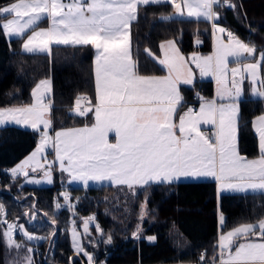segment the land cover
I'll use <instances>...</instances> for the list:
<instances>
[{
	"label": "snow or ice",
	"instance_id": "1",
	"mask_svg": "<svg viewBox=\"0 0 264 264\" xmlns=\"http://www.w3.org/2000/svg\"><path fill=\"white\" fill-rule=\"evenodd\" d=\"M165 3L181 22H209L212 28L213 51L200 56L193 53L185 58L176 40L162 42L163 58L149 49L145 53L157 60L167 74L142 75L132 55L131 25L138 19L142 6ZM218 7L235 10L233 0H13L0 6V35L6 39L24 38L23 52L51 53L52 45L91 46L95 50V103L81 107L87 97H77L74 114L86 117L94 113V122L83 127L64 128L49 134L52 126L51 81H39L31 91L32 102L22 106L0 107V126H23L39 133L34 151L6 172L13 181L23 177L28 184L52 183L54 165L72 181H110L129 189L149 182L172 183L181 178H213L217 196L221 193L264 194V113L252 121L259 142V155L249 159L238 149V119L244 102H264V48L257 49L241 40L232 31L219 26ZM47 19V28L38 23ZM30 33V34H28ZM196 43H201L198 39ZM258 53V54H257ZM191 60L201 77L211 76L216 83L217 99L200 98L199 110L187 108L174 117L183 106L179 84L193 83ZM235 65V66H231ZM250 86L251 99L244 96V85ZM218 100L220 101L218 103ZM201 125H212L211 135ZM42 126V127H41ZM113 133L115 142L110 141ZM52 147L55 159L45 155ZM42 173L43 180L32 174ZM66 206L74 205L63 193ZM65 205L56 204V208ZM31 219L35 220V204ZM219 212V208H218ZM29 215V213H25ZM220 231L211 264H264V218L240 223L223 231L225 217L219 212ZM83 234L72 220V247L76 255L83 254L87 264H95L82 239L90 237L89 224L94 217L82 218ZM53 225L55 220L52 221ZM0 238L6 250H17V257L7 264H35L34 248L20 257L24 242L14 239L19 233L26 242L43 241L44 237L30 234L18 221L8 222L0 204ZM97 232H101L99 225ZM57 229L53 228L55 235ZM133 237L141 238L139 229ZM151 242L155 237H147ZM50 246L54 241L49 240ZM95 244V241H90ZM111 243V235L104 241ZM70 264H75L69 258ZM207 264L205 255H201Z\"/></svg>",
	"mask_w": 264,
	"mask_h": 264
},
{
	"label": "trees",
	"instance_id": "2",
	"mask_svg": "<svg viewBox=\"0 0 264 264\" xmlns=\"http://www.w3.org/2000/svg\"><path fill=\"white\" fill-rule=\"evenodd\" d=\"M12 1L0 0V6ZM233 3L237 5L235 10L221 7L216 9L220 15L219 22L233 28L244 40L253 42L258 50L264 48V0H233ZM172 14L173 9L165 3L141 7L138 19L131 25V50L138 62L139 72L163 71V67L157 60L150 58L145 49L155 55L159 54L160 41L164 38H176L185 53L210 50L209 22L202 19L197 22L195 18L191 22H181L180 17L169 21L161 19L162 16ZM196 38H200L201 43H195ZM21 41L22 38L8 40L0 35V105L30 102L34 84L41 77L51 76L52 105L49 115L52 127L81 124L90 119L89 114L86 117L75 115L73 108L80 95L94 99V49L91 46L52 45L50 54H30L23 52ZM212 90L211 78H196L191 85H181L186 99L197 91L210 96ZM245 98L251 99V96L245 95ZM263 108L264 102L241 104L238 147L245 155L258 153L252 118ZM37 135L31 128L0 126V167L15 164L34 147ZM61 181L56 174L51 184L30 185L21 183L20 177L13 181L7 172L0 175V204L4 206L5 216L24 222L30 230L45 238L42 242H36V254L33 256L35 264H70L69 258L73 251L68 229L70 211L67 207H55V195L63 185ZM138 186L135 192L137 201L147 192V205L155 213V218L144 228L145 233L154 234L155 240L151 242L144 236L136 239L130 234L134 216L128 224L129 230L124 231L101 207H93L98 202L95 197L102 196L114 184H68L70 191L81 195L80 203L75 205L76 210L85 214L95 208L96 218L103 229H111L110 244L104 243L107 240L104 236L98 238L94 246L84 238L83 245L93 250L95 260H103L107 264H156L195 261L202 254L209 260L215 255L214 246L217 244L218 208L225 217L223 229L241 222H255L264 217V194L224 192L217 199L213 178L181 179L170 184L149 182ZM33 204L36 218L26 221L24 214L33 211ZM173 227L184 238L183 242L175 240L171 234ZM2 228L0 226V230ZM53 228L57 229L54 236ZM49 240L54 241L51 246ZM7 256L8 250L0 238V264H7ZM71 258L75 264L85 263L83 254Z\"/></svg>",
	"mask_w": 264,
	"mask_h": 264
},
{
	"label": "rangeland",
	"instance_id": "3",
	"mask_svg": "<svg viewBox=\"0 0 264 264\" xmlns=\"http://www.w3.org/2000/svg\"><path fill=\"white\" fill-rule=\"evenodd\" d=\"M41 22H39V23H41ZM24 39H26V36L24 38H22L21 47H22V44L24 42ZM189 55L190 54H188V57H189ZM231 66H235V65H231ZM190 67L194 70L193 67H195V64L192 63V66L190 65ZM195 70H198V69H196V67H195ZM50 78H51V76L41 77L34 84L33 87H35V85L41 80L48 79V80L51 81ZM205 78H211V76H207ZM33 87H32V89H33ZM180 89H181V86H180ZM201 97L205 98L206 95L201 93ZM31 102H32V96H31V101L28 102V103L11 104V105H0V107L22 106V105L30 104ZM199 103H197V111L199 110V106H200ZM187 104H188L187 106H184L183 111H186L187 108L192 107V103H187ZM74 108H75V106H74ZM74 108H73V110H74ZM261 113H264V108H263V110L260 113H258L255 116V118L257 116H259ZM46 118L51 119L50 115H48V117H46ZM93 122H94V120L92 121V118H91V119H87L84 123H81V124L62 126V127H57V128H53L51 126L49 134L54 137L55 136V132L58 131V130H61V129H64V128H71V127H77V128L78 127H83L85 125H90ZM202 128H201V130H203ZM109 137H110V141L111 142H115V137H114L113 133H110ZM39 139H40V136H39V133H38L37 141H36V144L34 145V147L30 151H28L24 156H22L15 164H13L11 166V168L15 167L21 161L25 160L34 151V149L37 146V143L39 142ZM237 139H238V136H237ZM257 139H258V137H257ZM238 149H239V147H238ZM240 154L242 155L241 152H240ZM45 155H47V160L50 163L52 161H54L55 152H54V149L52 147H48L47 148V151H46ZM258 155H259V142H258V153L255 154V155H246V157L249 158V159H252V158L258 157ZM56 174H58V178L60 180H62L61 183L63 185H62L61 188H59L58 193L55 195V207H56L57 203H59L61 205H65V207H67L64 195H62L63 193H67L68 201L72 205H74V212L70 211V217L68 219V222H69L68 229H69V236H70L71 245H72V236H71L70 229H71V226H72V220H75V222H76L77 231L80 232L81 234H83V226H82L83 220H82V218H87V217H94V221L91 224H89V232L91 233L90 237H84V238H86V242L90 243V241H95V243H96V240L98 238H100L101 236H104L105 239H108V237L110 235V232H111V229L110 228H108V230L103 229V227L100 225L98 219L96 218L95 208H93L91 211H89V212H87L85 214H82L79 211H77L76 208H75V205L80 203L81 195L73 193L72 191H70L67 188V186H68V184H77V185H83V186H88V185H91V184L92 185H98V184H101V183H104V182H110V181H102V182L89 181L87 185H85L82 181H72L70 176L67 173H61V171L59 170L58 162L54 165V170L52 172V183L55 180ZM32 175H34L35 178H37V179L43 180L42 173H37V174H32ZM20 181H21V183L28 184V183L25 182L23 177H20ZM47 184H49V183L42 182L40 184H30V185H47ZM166 184H169V183H166ZM138 187L139 186L137 185V186H134V188L129 189L126 185H114V187L112 189L106 190V192L102 196L95 197V200L96 201L98 200V202L95 205H93V207L94 206L95 207L96 206L101 207L103 209V212H105L111 218V220L114 223H117L116 225H118L121 230L124 229V231L125 230H127V231L129 230L128 229L129 228L128 224H129V222L132 220V218L134 216L135 220L133 221V225H132L133 227L130 229V234L133 235V232H136L139 229L140 237L144 236L146 239H147V237H155L154 234L145 233L144 232V228L147 225V223H150V221H152L155 218V216H154L155 213H153L152 209L149 208V206L147 205V201H146L147 200V192L144 193L143 197L141 199H138V201H137V198L135 197V192L137 191ZM31 212L32 211L25 212V213H29V215H25L24 214L25 218H26V221L31 218ZM6 219H7L8 222L17 221L16 219L12 220V219H8L7 217H6ZM77 220H79V222H77ZM18 223L19 224H23L25 226V229L30 234H32L34 236H37V237H42V235H39L36 232L30 230L26 226V224L24 222H19L18 221ZM241 223H248V222H241ZM251 223H254V222H251ZM238 224H240V223H237V224L232 225V226H230L228 228H225V229H223V231L227 232V231L231 230L233 227L237 226ZM97 225H99V228L101 229V232H97V230H96V226ZM3 227H6V226H3ZM219 231H220V227L218 225V234H219ZM171 234H173V237L175 238V240L177 242H179V241L183 242L184 241V238L181 236V234H179V232H177L175 227H173V229L171 230ZM84 238L82 239V244H83ZM14 239H16L18 242H24V247L20 250V253H19L20 257H23L26 254L28 248H36L37 247L36 242H38V241H33L31 243L26 242V241H24V238L19 233H15L14 234ZM90 244H91V246H94L93 243H90ZM91 246H90V248H93ZM86 250L89 253L93 254V252H92L93 250L92 251L88 250V249H86ZM73 255H76L74 250L72 251L71 257H73ZM16 257H17V250H15V249H12L10 251L8 250L7 262L12 261ZM200 257H201V255H200ZM200 260H201V258L198 259V260L189 261V262H161V264L162 263H184V264L191 263V264H199L198 261H200ZM207 261L208 262H210V261L212 262V258H210ZM102 263H106V262H104L103 260H99V261L95 260V264H102ZM84 264H87V258L86 257H85V263ZM156 264H160V263H156Z\"/></svg>",
	"mask_w": 264,
	"mask_h": 264
},
{
	"label": "crops",
	"instance_id": "4",
	"mask_svg": "<svg viewBox=\"0 0 264 264\" xmlns=\"http://www.w3.org/2000/svg\"><path fill=\"white\" fill-rule=\"evenodd\" d=\"M11 3V2H10ZM7 4H9V3H7ZM7 4H5V5H7ZM219 23V26H221V27H224V28H226L227 29V26L225 25V24H223V23H221V22H218ZM48 27V21H47V19L45 18L41 23H39L38 24V28H47ZM210 30H211V48H210V50H208V51H200V50H195V51H191V52H189V53H185L181 48H180V46H179V44H178V42H177V47L179 48V50H180V53H181V55L182 56H184L186 59L187 58H189V57H191V55L193 54V53H197L198 55H200V56H207V55H210L211 53H212V51H213V36H212V28H211V24H210ZM28 34H30V33H28ZM236 34V36H238L241 40H243V41H245V42H248V41H246V40H244L243 38H241L237 33H235ZM200 42H201V39L200 38H197ZM196 39V40H197ZM167 40H176V38H174V37H168V38H164V39H162L161 41H160V44L162 43V42H164V41H167ZM196 40H195V43H196ZM177 41V40H176ZM95 50H94V54H93V71H94V60H95ZM188 54H190L189 55V57H188ZM258 54V53H257ZM156 57H158V58H163V56H162V53H161V50H160V52H159V54H157V55H155ZM192 61L191 60H188V64L189 65H191L192 66ZM162 66V65H161ZM163 67V66H162ZM194 68V70H193V80H195L196 78H205V77H201V75H200V73H199V70H195V67H193ZM140 74H142V75H157V76H163V75H166L167 74V72H166V70H164L163 69V71H161V72H158V73H142V72H140ZM51 79V78H50ZM211 80H212V85H213V90H212V95H210V96H206L204 99L205 100H212V99H217V97H216V88H217V86H216V83H215V80L211 77ZM94 83H95V74H94ZM181 85H191V84H183V83H181V84H179V93H180V96L183 98V102H182V104H183V106L180 108V110H179V113L176 115V117H174V119L178 122V119H179V114H181L182 113V111H183V108H184V106H187L188 104L187 103H189L188 101H187V99L184 97V95H183V93H182V91H181V89H180V86ZM51 89H52V82H51ZM250 92H251V89H250V86L248 85V83H247V81H245V85H244V96L245 95H250ZM51 93H52V91H51ZM51 93L49 94V99L51 100ZM78 97H86V96H82V95H80V96H78ZM76 101V100H75ZM220 101L218 100V103H219ZM94 103H95V95H94V99H92V100H90L89 98L87 99V100H82L81 101V105L84 107V108H86V107H90L91 105H94ZM199 103V102H198ZM200 103H201V101H200ZM199 103V104H200ZM51 105H52V100H51ZM74 106H75V102H74ZM197 110V109H196ZM89 114V116H90V119L92 118V121L94 120V113L93 112H89L88 113ZM257 115V114H256ZM255 115V116H256ZM255 116L252 118V121L255 119ZM204 128V127H210L211 129H212V131H214V128H213V126L212 125H201V128ZM202 128V129H203ZM258 140V139H257ZM246 156V155H245ZM208 178H210V177H208ZM181 179H192V178H181ZM180 179V180H181ZM199 179H202V178H199ZM216 182V181H215ZM216 195H217V184H216ZM217 199H219L218 198V196H217ZM219 212H220V210H219ZM219 212L217 213V217H219ZM218 225H219V218H218ZM161 264V263H160ZM162 264H184V263H162ZM187 264H191V263H187ZM207 264H211V262H209V263H207Z\"/></svg>",
	"mask_w": 264,
	"mask_h": 264
},
{
	"label": "built area",
	"instance_id": "5",
	"mask_svg": "<svg viewBox=\"0 0 264 264\" xmlns=\"http://www.w3.org/2000/svg\"><path fill=\"white\" fill-rule=\"evenodd\" d=\"M227 29L232 31L233 33H235L233 28L227 26ZM200 98H201V93L199 91H197V92H195V94L191 98L187 99V101L189 103H192V108L196 110L197 109V103L201 101ZM81 107H83V106L81 105ZM202 131H204L208 135H211L213 133V131L210 127H204ZM10 169H11V166H9V165L1 166L0 167V175L3 172H6V170H10ZM206 262L209 263L207 260H206ZM198 263L203 264V262L201 260L198 261ZM102 264H106V263H102Z\"/></svg>",
	"mask_w": 264,
	"mask_h": 264
},
{
	"label": "water",
	"instance_id": "6",
	"mask_svg": "<svg viewBox=\"0 0 264 264\" xmlns=\"http://www.w3.org/2000/svg\"><path fill=\"white\" fill-rule=\"evenodd\" d=\"M242 155H244V156H245V154H244V153H242Z\"/></svg>",
	"mask_w": 264,
	"mask_h": 264
}]
</instances>
